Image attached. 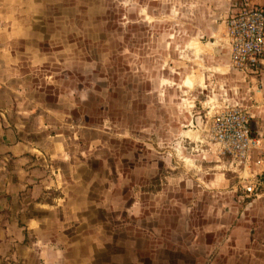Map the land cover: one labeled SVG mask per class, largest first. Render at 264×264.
<instances>
[{
	"label": "crops",
	"instance_id": "1",
	"mask_svg": "<svg viewBox=\"0 0 264 264\" xmlns=\"http://www.w3.org/2000/svg\"><path fill=\"white\" fill-rule=\"evenodd\" d=\"M236 2L264 8V0H184L183 11L192 6L195 16L220 20L213 30H224L223 21ZM46 14L47 0H0V264H264V245L259 244L264 243V198L253 201H261V214L243 221L250 225L248 235L231 231L226 236L229 246L216 252L218 241L206 243L210 230L205 210L227 203L217 195L230 185L219 171L224 160L207 149L194 155L185 148L197 146L204 120L220 112L227 101L239 104L240 94L247 108L260 112L253 123L264 144V64L258 66L257 75L244 76L229 68L218 41L206 45L211 54L201 58L211 62L212 69L205 73L204 84L208 80L209 92L218 89L211 94L215 98L209 95L205 102L194 103L192 110H186L185 122H179L184 128L169 136L167 142L177 144L179 151L162 154L166 177L160 191L148 193L139 183L128 186L132 193L127 200L120 191L125 186H110L105 176L101 181L94 178L88 174L89 158L68 151L62 130L58 131L63 124L62 102L55 108L51 130L46 114L51 111L29 96L30 71H40L47 61L41 52ZM194 82L190 89L200 87V81ZM251 156L252 173L264 177V157L254 152ZM150 167L153 176L158 175L159 163ZM52 189L56 195L48 202L46 193ZM233 203L227 205L230 212ZM164 208L167 213L158 215ZM226 221H214V238L224 237L219 228ZM162 222H170L171 230H159ZM149 223L152 227L147 230L144 224ZM174 224H182V230ZM127 227L132 230L127 232ZM164 232L165 245H140L143 239H162ZM241 239L247 244L245 258L239 257L244 253L239 252Z\"/></svg>",
	"mask_w": 264,
	"mask_h": 264
},
{
	"label": "rangeland",
	"instance_id": "2",
	"mask_svg": "<svg viewBox=\"0 0 264 264\" xmlns=\"http://www.w3.org/2000/svg\"><path fill=\"white\" fill-rule=\"evenodd\" d=\"M183 4L184 0H47L45 43L41 41L47 61L40 71H30L29 96L51 111L46 113L51 130L55 127V108H60L58 102H62L63 124L58 131L62 130L68 151L89 158L88 174L94 178L101 181L105 176L110 186H125L120 191L127 200L132 193L128 186L142 183L148 193L160 191L166 177L162 154L179 151L177 144L167 142L169 136L184 128L179 122H185L186 110L208 100L206 96L213 100L211 94L218 91L209 92L208 80L204 84V75L211 72L212 66L201 57L209 56L211 49L205 46L217 41L223 50L220 55L228 56L224 30H213L220 20H208L201 13L195 16L192 6L184 12ZM191 76V83L185 85ZM192 80L200 81L198 89H190ZM238 100L251 117L254 136L259 137L253 122L260 112L247 108L241 94ZM233 103L227 101L224 106ZM190 146L193 148V144ZM197 146V152L187 145L185 148L194 155L206 150L205 146ZM254 153L264 157L262 142ZM157 162L160 170L153 176L150 165ZM251 165L252 156L238 166H229L225 159L219 170L230 182L217 193L227 203L205 210L206 230H210L205 233L206 243L218 241L216 252L223 245L229 246L226 236L231 231L248 235L250 225L243 221L262 212L261 201H253L264 198V177L255 176ZM247 184L260 186L256 196L242 191ZM46 194L50 202L56 192L52 189ZM229 202H234L231 212ZM159 211L158 215L167 213L165 208ZM219 218L226 221L219 228L222 239L214 238L212 231ZM181 225L174 227L182 230ZM144 227L150 230L152 224ZM159 228L168 232L170 222L160 223ZM165 234L157 241L148 238L139 244L165 245ZM240 241L239 252L244 249V253L239 257L245 258L246 240ZM259 244L264 245L261 241Z\"/></svg>",
	"mask_w": 264,
	"mask_h": 264
},
{
	"label": "built area",
	"instance_id": "3",
	"mask_svg": "<svg viewBox=\"0 0 264 264\" xmlns=\"http://www.w3.org/2000/svg\"><path fill=\"white\" fill-rule=\"evenodd\" d=\"M232 9L233 13L223 21L228 65L231 70L253 77L258 66L264 64V8L236 2ZM260 143L252 132L250 115L238 103L226 105L206 119L199 142L218 159L228 160L229 166L247 162ZM192 150L197 152L198 146ZM258 187L247 184L242 191L256 196Z\"/></svg>",
	"mask_w": 264,
	"mask_h": 264
},
{
	"label": "bare ground",
	"instance_id": "4",
	"mask_svg": "<svg viewBox=\"0 0 264 264\" xmlns=\"http://www.w3.org/2000/svg\"><path fill=\"white\" fill-rule=\"evenodd\" d=\"M222 40V39H221Z\"/></svg>",
	"mask_w": 264,
	"mask_h": 264
}]
</instances>
